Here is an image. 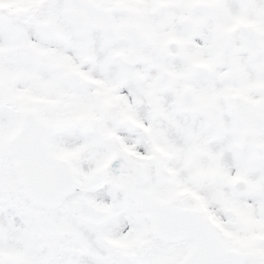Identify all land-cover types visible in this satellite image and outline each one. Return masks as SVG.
Instances as JSON below:
<instances>
[{
	"label": "snow or ice",
	"instance_id": "1",
	"mask_svg": "<svg viewBox=\"0 0 264 264\" xmlns=\"http://www.w3.org/2000/svg\"><path fill=\"white\" fill-rule=\"evenodd\" d=\"M0 264H264V0H0Z\"/></svg>",
	"mask_w": 264,
	"mask_h": 264
}]
</instances>
